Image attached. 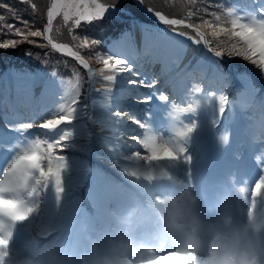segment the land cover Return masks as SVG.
<instances>
[{
  "label": "snow or ice",
  "instance_id": "obj_1",
  "mask_svg": "<svg viewBox=\"0 0 264 264\" xmlns=\"http://www.w3.org/2000/svg\"><path fill=\"white\" fill-rule=\"evenodd\" d=\"M21 4L30 3V0H19ZM145 0H138L143 5ZM7 11L13 13V18L18 20L22 27L7 23V17L0 15V30L6 28L9 33L21 40H6L0 43V49L15 48L18 43L28 42L34 43L30 37H39L47 42V45L57 52L72 57L83 69L87 70V83L89 85L88 92H102L103 95L99 101L93 100V104L99 103L103 108L107 109L106 121L114 134H119L120 129L125 120L131 121L137 125L139 132L130 136V140L134 142L133 148L139 146L143 153L137 149L131 153V159L136 161H149L148 167L157 170H168L170 166L180 165L183 167V175L185 182L195 181L193 175V159L194 156L199 166L200 157L197 155V149L200 146L202 138L212 133L213 139L221 148L229 144V133L225 129L223 131L212 132L220 123V117L225 114L228 98L222 92L209 91L205 93L203 100L194 99L193 102L186 104H177L170 101L169 95L162 91H154L151 96L142 98L143 103H150L155 97L161 104L156 105V110H150L148 117L144 120L138 119L135 114L114 108L113 104H118L120 96L124 92H130L124 86L133 85L139 87L155 88L156 80L151 83L145 80H134L130 76L124 75L130 73L132 76H140L139 71H133L134 64L128 54V46L126 44V35L119 40L113 41L108 49V54L97 53L95 60L103 65L99 72L94 71L86 60L78 51H74L67 44L54 42L52 38L53 21L63 15L64 24L72 22V29L79 28L82 23L92 24L94 21L105 19L109 8H115V4H105L100 0H53L50 9L47 12V24L43 31L31 30L28 21L21 20L16 10L9 5H0ZM30 7L35 13L37 5L30 3ZM147 13H151L161 24L168 25L176 36H186L193 44H203L207 52L212 53L217 58H223L227 55L229 58L241 57L254 65L264 78V0H250L247 6L239 5L231 7L226 12L227 20L230 27H225L226 22L220 15H214V22L204 20L202 24L188 23L184 19L168 18L160 11H155L152 7H147ZM194 15L191 11L188 17ZM145 27V26H141ZM180 28L191 29L195 33V37L188 35ZM204 29H208V34L216 40V47H212L211 42L205 38ZM160 32L159 40L162 43L182 44L187 47L183 41L176 40L167 31L157 30ZM147 29L145 35H147ZM227 37L228 41L239 38L235 43L228 44L219 37ZM74 40H79L77 48L89 49L99 45L100 41L88 37H79L73 35ZM45 46V45H38ZM31 54V53H29ZM201 63L206 65L215 64V73L224 81V86L229 83L227 72L218 61H213L206 54L201 56ZM20 79L23 78L20 73H14ZM47 74L37 73V76H45ZM51 77L56 78L57 72L53 71ZM207 73L205 72V77ZM102 78L109 85H120L116 92L113 87L105 86L103 89L94 88L97 78ZM238 79L244 80L246 77L242 73ZM48 83L57 86V80H49ZM59 87L64 91L56 110L52 113V118L46 119L38 124V127L44 130L41 133L27 135L28 130L34 126L33 122H20L13 125L17 139L9 145H5L6 149L13 153L11 158L6 159L7 163L2 171V179H0V197L4 199L5 204L9 205L5 209V214L11 215L17 221L25 220L34 208L18 203V194L24 189L27 182L30 189L34 191V195L44 189L46 184L54 182L57 194L62 191L61 173L65 168V157L63 154H56L59 149L64 153L70 144L77 143L79 137L77 122L82 116L86 115L87 103L81 104V88L83 84L79 73L75 75V80H60ZM193 93H203L204 89L199 83L191 85ZM256 89L249 85L243 96L242 107H249L255 101ZM137 99H140L139 97ZM167 113L165 118H161L157 113ZM61 125H69V128H60ZM262 132H264V123H262ZM59 129V131H58ZM90 135V134H89ZM107 144L113 147L109 140ZM136 154L133 157V154ZM259 172L253 177H244L238 184L233 180L232 186L241 188L246 198L250 201L253 208L261 202L264 197V157L257 156ZM46 162V163H45ZM31 174V179L29 175ZM130 175H135L130 172ZM12 235L11 231L0 233V250L6 249L9 245V239Z\"/></svg>",
  "mask_w": 264,
  "mask_h": 264
},
{
  "label": "clouds",
  "instance_id": "obj_2",
  "mask_svg": "<svg viewBox=\"0 0 264 264\" xmlns=\"http://www.w3.org/2000/svg\"><path fill=\"white\" fill-rule=\"evenodd\" d=\"M145 162L144 179L149 184L168 182L169 194L152 197L143 209H133L97 238L87 237V249L78 261L70 255L61 258L58 245L47 243L37 245L26 264H264V197L253 208L241 188L222 187L209 207L193 181L174 178L169 170ZM35 195L26 182L18 203L30 207L27 201ZM7 207L0 197V233L12 232L35 211L17 221L5 214ZM46 239V234L36 233L37 241ZM7 249L0 250V264H5Z\"/></svg>",
  "mask_w": 264,
  "mask_h": 264
},
{
  "label": "rangeland",
  "instance_id": "obj_3",
  "mask_svg": "<svg viewBox=\"0 0 264 264\" xmlns=\"http://www.w3.org/2000/svg\"><path fill=\"white\" fill-rule=\"evenodd\" d=\"M52 1L53 0H50V3H48L47 8L45 9L44 5H45L46 0H30V3H35L37 5V11L35 13L31 9L30 3L21 4L19 0H0V5H9L12 9H15L16 14L19 15L21 20L29 22V24L31 25V30L43 31L44 27L47 24V12L51 6ZM219 1L220 0H216L215 4L213 5L212 15H210V17L208 16V8L204 7V6H208V0H145L143 4L144 8L143 7L141 8L145 10L147 9V7H152L155 11L162 12L164 15H166L170 19L171 18L184 19L188 23L202 24L204 20H209V21L214 22L213 14L220 15L219 10H218ZM88 2H90V0H88ZM100 2L105 3V4H115L114 9L109 8V12L106 13L104 20L94 21L92 24L82 23L79 28H75V29H72V31H70V29L72 28V22L69 21L68 24H64L63 15L61 14L55 21L53 25V31L51 33L54 42L61 43V44H67L68 46L72 47L74 51H78L80 54H82L83 57L84 55L87 56L91 61H93V63L96 66H98L99 69H101L103 65L101 64V66H99V63H97V61L95 60V55L97 53L101 54V51L99 49L100 43L99 45L94 46L89 49L77 48L76 45L79 43V40H74L72 38L73 35H76L79 37H88L90 40L95 39V40L100 41V40H103L106 36L115 32L116 30L120 31L121 30L120 28L123 27L128 30L126 34H130L135 31H141L142 40H143V36L145 35L146 29L151 31L153 35L154 30L158 29L159 27L163 26V27L170 28V26L168 25H162L152 14H147V12L142 10L134 0H100ZM19 8H21L20 12H19ZM25 10H26V15L24 14ZM200 10H202L205 15L200 14ZM190 11L194 13V15H192L191 17H188V13ZM0 15H5L7 17V23L14 24L17 27H22L19 21L13 18V13L7 11L2 6H0ZM142 25L145 27H141ZM147 26H150V27H147ZM159 30H161V28H159ZM179 31H184L188 33V35L195 37V33L191 29L180 28ZM204 31L206 33L205 38L211 42L212 47H216V40L208 34L209 30L204 29ZM172 36H174L176 40H179V41L184 42L185 41L183 40L184 38L188 40L186 36H180V37H177L175 35H172ZM10 39L21 40L22 38L17 37L12 33H9L6 28L0 30V43L5 42L6 40H10ZM29 39L34 41V43L23 42V43H18L15 48L0 49V62L18 61V62H23L27 66H30V67L38 63H42L50 67L58 66L59 69L65 70V71H70L72 70L73 67H80V64L76 60L60 52L53 50L51 46L47 45V42L42 40L41 38L30 37ZM219 39L227 41L228 44L237 42L236 39L228 41L227 37H224V36L219 37ZM184 44L187 45V43L185 42ZM38 45H45V46L41 47ZM178 45L179 46L181 45V47L186 48L182 44H178ZM110 46L111 45H109L108 47ZM202 49H205L204 46H202ZM192 52L195 57H198V56L201 57L202 51L200 50L198 51L196 47L194 46H193ZM107 54L108 53L106 52L104 55H107ZM209 56L211 57V60L214 59V61H216V59L212 58L211 55H208V57ZM224 58H228L227 60L228 68H234V67L239 66L235 62L233 63L232 61H230L229 59L231 58H229L227 55H225ZM192 61H193L192 56L186 57V62L191 63ZM199 62H201V58L199 59ZM80 73L84 75V71L82 69L80 70ZM250 74L253 78L257 77L255 70H253L252 73ZM60 80H64V79L60 78ZM28 81L33 86H40V85L45 84L44 76H42V78L39 81H35L34 77H32V79H29ZM107 83L108 82L102 79L100 83L101 89H103L102 85L107 84ZM113 87H117V86L115 85ZM53 89L60 90L61 93L64 94L63 89L59 87V82H58V85L54 87ZM84 95H85L84 93L83 94L81 93V97H80L81 104H83L82 96ZM62 96H60V101H62L61 100ZM87 109L85 110L86 114L89 111V108ZM105 110L106 108L97 106L94 109V111H92L93 119L97 121V123L95 124L92 123L97 135L100 134L99 131H105V132L107 131L105 128L106 126L104 125L100 124V127H97L100 117L103 116L104 118H106ZM97 113H101V116H98ZM85 116L86 115L82 116L78 120L79 124L77 128L83 129L84 127L86 129L87 136L82 138V141H77V143H75L76 146L78 142H80L81 145H84L85 142H87L86 140L90 139V135H89L90 125L88 123V120L85 118ZM106 122L107 121L105 120L102 123H106ZM96 134L93 135V138L95 137ZM71 176L74 177V179L77 182L78 178L75 177V174L74 175L72 174ZM63 193L64 192L62 193L60 192L59 194L54 193L53 196L55 198L63 200L64 198Z\"/></svg>",
  "mask_w": 264,
  "mask_h": 264
},
{
  "label": "trees",
  "instance_id": "obj_4",
  "mask_svg": "<svg viewBox=\"0 0 264 264\" xmlns=\"http://www.w3.org/2000/svg\"><path fill=\"white\" fill-rule=\"evenodd\" d=\"M48 3H50V0H46L45 2V9L47 8L48 6ZM52 3V2H51ZM213 4H214V0H208V6H204L206 8H208V16L210 17V15H212V9H213ZM20 9L19 8V12H20ZM26 15V10H25V13ZM198 14V13H197ZM200 14H204V12L202 10H200ZM121 30H123L124 28L121 27L120 28ZM118 34V30H116L115 32H113L112 34L106 36L103 40H100V51H101V54H105L106 53V44L113 38L115 37L116 35ZM84 57L91 63L93 64V61H91L87 56L84 55ZM233 63L235 62L237 65H239L240 69L239 68H235L236 70H241V67L242 68H246V69H255L254 65L250 64L248 61H245L243 60L241 57H234V58H231L230 59ZM237 70V71H238ZM55 71L58 73H60L61 71H65V70H61L59 69L58 66L55 67ZM239 72V71H238ZM69 79L67 78L66 81H68ZM83 82V81H82ZM84 84V83H83Z\"/></svg>",
  "mask_w": 264,
  "mask_h": 264
},
{
  "label": "bare ground",
  "instance_id": "obj_5",
  "mask_svg": "<svg viewBox=\"0 0 264 264\" xmlns=\"http://www.w3.org/2000/svg\"><path fill=\"white\" fill-rule=\"evenodd\" d=\"M53 2V1H52ZM52 4V3H51ZM51 7V6H50ZM140 7V6H139ZM141 8V7H140ZM142 9V8H141ZM142 10H144V9H142ZM144 11H146V9L144 10ZM147 12V11H146ZM147 14H151V13H147ZM60 16V15H59ZM59 16H57L55 19H54V21H53V25H54V23H55V21L57 20V18L59 17ZM110 149H112V147H110L109 145H107V147L105 148L104 147V149L102 148V149H100L98 152L99 153H101V152H103V151H105V150H110ZM98 196H99V190L98 189H96V188H94V190L92 189L90 192H89V195L85 198V200L83 201V205H84V209L81 211V213H80V217L83 215V213H84V210L91 204V203H94L95 201H96V199L98 198ZM85 201H88V203H86ZM44 241V240H43ZM61 242V239H58L56 242H55V244L57 245V244H59Z\"/></svg>",
  "mask_w": 264,
  "mask_h": 264
},
{
  "label": "water",
  "instance_id": "obj_6",
  "mask_svg": "<svg viewBox=\"0 0 264 264\" xmlns=\"http://www.w3.org/2000/svg\"><path fill=\"white\" fill-rule=\"evenodd\" d=\"M136 2H137V4H138L139 6H141V7H143V8H144V6H143V5H140V4L138 3V0H136Z\"/></svg>",
  "mask_w": 264,
  "mask_h": 264
}]
</instances>
